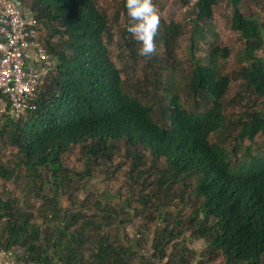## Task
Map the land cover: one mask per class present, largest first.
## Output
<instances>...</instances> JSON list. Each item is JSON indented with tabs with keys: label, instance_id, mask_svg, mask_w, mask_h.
<instances>
[{
	"label": "trees",
	"instance_id": "trees-1",
	"mask_svg": "<svg viewBox=\"0 0 264 264\" xmlns=\"http://www.w3.org/2000/svg\"><path fill=\"white\" fill-rule=\"evenodd\" d=\"M17 1L55 66L27 112L0 108V254L14 264H264V22L242 10L262 0H179L194 15L186 62L185 24L162 17L155 55L138 56L126 0ZM221 1L242 42L229 72V46L197 56ZM98 175L117 200L87 193L74 210ZM133 221L134 238L123 235Z\"/></svg>",
	"mask_w": 264,
	"mask_h": 264
},
{
	"label": "built area",
	"instance_id": "built-area-1",
	"mask_svg": "<svg viewBox=\"0 0 264 264\" xmlns=\"http://www.w3.org/2000/svg\"><path fill=\"white\" fill-rule=\"evenodd\" d=\"M33 16L17 0H0V108L21 115L53 69L52 59L39 44Z\"/></svg>",
	"mask_w": 264,
	"mask_h": 264
},
{
	"label": "rangeland",
	"instance_id": "rangeland-1",
	"mask_svg": "<svg viewBox=\"0 0 264 264\" xmlns=\"http://www.w3.org/2000/svg\"><path fill=\"white\" fill-rule=\"evenodd\" d=\"M195 0H191L190 4H192ZM99 3L102 4L104 7L112 4V0H99ZM153 4L156 7L159 16L169 20L173 19L175 21H180L185 24V34L182 37V41L180 43V47L178 50L179 59L183 62H186L187 58V46L190 43L189 37L192 34V27L193 23L191 22L194 18L192 10H190L187 6L182 7L180 5L179 0H153ZM190 6V5H189ZM250 10L253 14H255L260 22H264V0L260 3L259 6H253L252 4H246L243 6V11ZM229 13L230 7L226 5L224 1H221L218 6L213 9L211 20L209 21V29L206 37L199 43L200 51L197 52L198 57H202L205 53V49L208 48L209 43H214L218 46H229L231 49V55L227 58L225 64V72H229L234 66L237 65L235 61V55L238 53L242 46V42L237 37V34L231 32L229 30ZM264 52V49L258 51ZM203 58V57H202ZM189 64H187L188 66ZM188 69V68H187ZM233 81V80H232ZM237 82V81H235ZM232 82V83H235ZM230 85V88H233V85ZM161 94V93H160ZM161 96V95H160ZM256 143L264 149V141L258 135L255 138ZM65 165L69 168L77 167L74 157H64ZM44 174V172H42ZM110 178V175H108ZM7 189L13 193V195L20 197L19 191H14L13 187L10 185L7 186ZM117 186H109L108 179L104 175H98L93 181L87 184L86 190L84 192H79L76 195V209H79L85 199L87 197V193H94L95 195L99 196L103 201L108 202L109 200H117ZM61 208H66L70 204L67 202V198L64 197L60 199ZM137 221H133L132 225L128 226L125 232H122L124 235L128 233L131 238L135 236V229L139 230L140 224ZM144 226V225H143ZM124 239H122L123 241ZM199 254L206 252V247L202 246L201 249L197 250ZM220 257V256H218ZM223 260V259H221ZM13 257L11 253L8 254H0V264H14ZM219 264V263H217ZM223 264V263H222Z\"/></svg>",
	"mask_w": 264,
	"mask_h": 264
},
{
	"label": "clouds",
	"instance_id": "clouds-1",
	"mask_svg": "<svg viewBox=\"0 0 264 264\" xmlns=\"http://www.w3.org/2000/svg\"><path fill=\"white\" fill-rule=\"evenodd\" d=\"M125 7L130 21L127 31L139 44L137 54L138 56L145 59H150L153 55H155L157 50V46L155 44V36L158 33L160 25V16L153 4V0H126ZM21 9L23 10L22 6ZM28 12L30 15V11ZM203 246L205 247L206 245ZM221 259H223L221 256L217 257V263L222 264L223 260ZM197 261L202 262L201 258Z\"/></svg>",
	"mask_w": 264,
	"mask_h": 264
},
{
	"label": "crops",
	"instance_id": "crops-1",
	"mask_svg": "<svg viewBox=\"0 0 264 264\" xmlns=\"http://www.w3.org/2000/svg\"><path fill=\"white\" fill-rule=\"evenodd\" d=\"M23 12H24V14L26 16L29 15V12L27 10H23ZM193 246H194L195 250H199V249L202 248L203 243L197 242V243H194ZM216 263H217V260L216 259L214 261H212V262H209V264H216ZM191 264H200V263H199V261L196 260V261L192 262ZM204 264H206V263L204 262Z\"/></svg>",
	"mask_w": 264,
	"mask_h": 264
}]
</instances>
